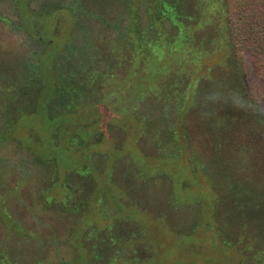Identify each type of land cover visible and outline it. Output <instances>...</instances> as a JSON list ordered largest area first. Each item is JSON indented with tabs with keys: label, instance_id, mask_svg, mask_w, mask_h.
<instances>
[{
	"label": "rangeland",
	"instance_id": "1",
	"mask_svg": "<svg viewBox=\"0 0 264 264\" xmlns=\"http://www.w3.org/2000/svg\"><path fill=\"white\" fill-rule=\"evenodd\" d=\"M27 1L0 0V264H264V120L249 113L223 129L217 115L200 113L179 93L169 103L142 93L145 65L126 63L122 35L120 64L96 85L117 87L119 69L125 72L126 105L102 107L103 135H90L87 148H75L80 139L68 145L73 134L88 136L80 129L85 118L15 114L5 95L39 47L16 25L22 21L32 33L37 22L43 36L49 33L44 25L52 16L34 15ZM125 2L87 0L90 13L79 20L103 44L100 19H115ZM52 53L40 56L47 84ZM240 55L247 90L264 116L260 75L248 54ZM165 107L170 129L163 134L156 123Z\"/></svg>",
	"mask_w": 264,
	"mask_h": 264
},
{
	"label": "trees",
	"instance_id": "2",
	"mask_svg": "<svg viewBox=\"0 0 264 264\" xmlns=\"http://www.w3.org/2000/svg\"><path fill=\"white\" fill-rule=\"evenodd\" d=\"M135 1L123 3L115 19L105 18V15L100 19L96 31L98 35L104 34L101 44L93 39L89 26L79 20L90 13L87 0H67L62 2L64 4L40 7L33 6L28 0V9L34 15L47 14L52 19L44 25L45 31L49 30L44 36L43 25L37 22L32 33L22 21L16 25L29 38L33 36L39 47L30 54L34 63H23L21 73L25 77L18 80V84L15 81L11 89L10 97L16 110L13 112L25 115L45 113L50 121L59 117L85 118L84 127L80 129L88 136L73 134L68 145H75L72 138L77 137L84 141L75 148H87L92 144L88 137L99 133L98 117L103 105L91 93L98 86L96 80L101 81L106 70L120 64L115 46L119 36L123 35L128 51L126 63L135 68L141 60L145 73L138 81L152 85L144 88L142 93L154 92L166 103L176 99L179 93L200 113H207L209 117L217 115L223 129L233 127L236 120L249 113L256 116L254 119L264 120L259 104L247 90L240 55L243 52L251 58L260 75L259 87L264 96V0H141L137 4ZM142 3L144 5L140 7ZM109 7L104 8L108 11ZM61 11L68 13L70 18L63 19ZM142 18L145 21L142 22ZM108 25L111 26L105 28ZM62 26H65L63 30ZM58 36L60 42L55 41ZM55 44L57 48H54ZM52 50L50 67L53 76L47 84L48 78L45 80L41 75L40 56ZM109 52L114 53L112 58ZM98 63L107 64L95 69ZM168 116L165 107L156 123L160 133L170 129L166 124ZM11 122L14 123L10 120L7 126ZM52 137L56 139V133ZM33 155L38 161L46 160L37 153Z\"/></svg>",
	"mask_w": 264,
	"mask_h": 264
},
{
	"label": "flooded vegetation",
	"instance_id": "3",
	"mask_svg": "<svg viewBox=\"0 0 264 264\" xmlns=\"http://www.w3.org/2000/svg\"><path fill=\"white\" fill-rule=\"evenodd\" d=\"M59 3L62 4V2H57V1H53V0H46V1L40 2L39 7L40 6H47V5H57ZM105 6H106V4H104V7ZM95 69H99V68L98 67H95ZM111 79H113V78H111ZM114 82L118 84L117 87H114V85H110V84L107 85V86H104V87H103V85H98L97 87L95 86V89L91 93L93 96H97L98 99L101 100L100 103L103 104V105L100 106V112H101V114H102V107H106V105H110V104L113 105V104H115L117 102H118L117 104H119V106L121 104L124 105V106L126 105V101H127V99H126V93H127V87H128L126 73L125 72H122L119 69V74H118V77H117V81L115 80ZM95 84H96V82H95ZM10 92H11V89H10L9 93H7V92L5 93V95L7 96L8 99L10 98ZM132 93H136V92H132ZM111 94H113V96H110ZM138 97H139V95H137V98ZM101 114L99 115L98 120H101L102 119ZM106 129H108V128L105 125V130ZM98 131H99V133H101L100 136L103 135V132H102L103 131V128L100 127V125H99ZM78 140H79V138H77V137L76 138H72V141L75 142V143ZM83 141H84L83 139H80V143L79 144H81ZM67 188H69V187H67ZM69 195H71V193H69Z\"/></svg>",
	"mask_w": 264,
	"mask_h": 264
}]
</instances>
